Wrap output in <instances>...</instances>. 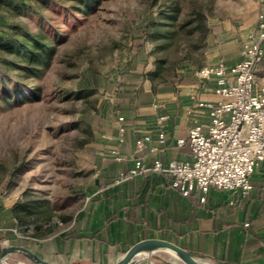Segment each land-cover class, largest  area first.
I'll return each mask as SVG.
<instances>
[{
  "label": "rangeland",
  "instance_id": "1",
  "mask_svg": "<svg viewBox=\"0 0 264 264\" xmlns=\"http://www.w3.org/2000/svg\"><path fill=\"white\" fill-rule=\"evenodd\" d=\"M258 8L257 0H96L87 13L68 16L40 0L0 1V41L26 31L44 45L40 56L49 55L33 62V78L15 67L0 87V228L17 236L0 248L67 226L96 178L91 155L105 153L103 139L122 114L116 104H137L149 87L235 56L257 40L245 28ZM10 76L23 89L13 98ZM8 258L32 264L19 253Z\"/></svg>",
  "mask_w": 264,
  "mask_h": 264
},
{
  "label": "crops",
  "instance_id": "2",
  "mask_svg": "<svg viewBox=\"0 0 264 264\" xmlns=\"http://www.w3.org/2000/svg\"><path fill=\"white\" fill-rule=\"evenodd\" d=\"M257 2V15L245 28L248 32L257 33L258 14H264V0ZM238 60L239 52L225 62L231 66ZM254 74L259 85L264 80V57ZM214 88V78L200 82L194 74H184L162 89L146 88L145 99L124 116L123 141L118 142L117 117L114 133L103 139L105 153L98 155L100 166L87 186L83 208L67 226L45 237H25L22 244L52 264H111L134 242L154 237L175 243L205 264H264V166L254 169L248 193L211 187L204 202L196 194L182 196L165 173L121 177L140 157L164 163L190 160L187 143L176 141L186 139L195 123H208L207 108L196 102H215ZM160 133L165 140L162 150L135 152L137 138L149 135L150 144L158 145ZM114 147L123 160L113 158ZM159 254L137 264H160ZM161 264L180 263L171 259Z\"/></svg>",
  "mask_w": 264,
  "mask_h": 264
},
{
  "label": "built area",
  "instance_id": "3",
  "mask_svg": "<svg viewBox=\"0 0 264 264\" xmlns=\"http://www.w3.org/2000/svg\"><path fill=\"white\" fill-rule=\"evenodd\" d=\"M257 40L244 43L239 50V60L228 66L223 59L202 66L194 71L200 81L215 80V102L197 101L198 107L208 110V123H195L187 132L186 139H177V144L187 143L190 160L159 158L147 161L144 157L135 160L134 166L123 178L146 172H161L170 176L171 186L188 197L196 194L204 202L211 187L246 194L252 188L250 176L254 169L264 166V81L257 85L254 70L264 57V14L256 21ZM125 118L118 115V142L123 141ZM158 145H152L151 137L144 135L135 140V152L162 150L164 135H158ZM113 158L124 156L114 147Z\"/></svg>",
  "mask_w": 264,
  "mask_h": 264
},
{
  "label": "trees",
  "instance_id": "4",
  "mask_svg": "<svg viewBox=\"0 0 264 264\" xmlns=\"http://www.w3.org/2000/svg\"><path fill=\"white\" fill-rule=\"evenodd\" d=\"M1 2H4L6 0H0ZM44 4H49L50 6H55L60 8V12L64 13L66 15H72L74 13H87L90 11L92 6L96 4V0H40ZM68 3V4H65ZM8 5H11L16 10H29L30 4H16L12 2H8ZM36 11V10H35ZM198 18L202 19V14L200 12H197ZM201 27H203L202 31L205 33L206 27L204 25V22L201 21ZM199 26V27H200ZM24 34L21 36H18L15 34H8L6 39H2L0 41V48L3 49L6 53L3 59V62L0 63V87L3 89L6 88V80L5 77H8V71L10 69H13L17 67L19 71L23 75H26L29 78H33V76L36 75V66L33 65V62L36 61L38 58H48L49 55H45V57H41L43 55V49L44 45L39 43L38 41L34 40L32 36L24 31ZM41 54V56H40ZM143 74H140V77H137L136 79L143 78ZM11 77V76H10ZM10 82L16 81L15 78H7ZM16 89L13 87L10 93L11 98L17 97L18 93L23 90L21 87V83L17 80ZM28 90L33 95L38 94V89L36 88H28ZM135 103H119L116 104V108L118 112L122 114H131V112L136 108ZM91 164L93 167V170L95 168H98L100 166V157L94 153L91 155ZM2 240H8L9 242H13L17 240V236L12 231L10 227L0 228V241Z\"/></svg>",
  "mask_w": 264,
  "mask_h": 264
},
{
  "label": "water",
  "instance_id": "5",
  "mask_svg": "<svg viewBox=\"0 0 264 264\" xmlns=\"http://www.w3.org/2000/svg\"><path fill=\"white\" fill-rule=\"evenodd\" d=\"M13 253L24 254L32 264H52L40 258L30 249L22 245H9L0 248V264H21L12 262L9 256ZM164 253L173 261L180 264H205L192 255L188 250L162 238H143L131 244L111 264H137L151 258L154 254ZM29 264V263H27Z\"/></svg>",
  "mask_w": 264,
  "mask_h": 264
},
{
  "label": "bare ground",
  "instance_id": "6",
  "mask_svg": "<svg viewBox=\"0 0 264 264\" xmlns=\"http://www.w3.org/2000/svg\"><path fill=\"white\" fill-rule=\"evenodd\" d=\"M25 258H27V256L26 255H24V254H22ZM27 260H28V258H27ZM29 262V261H28ZM27 262V263H28ZM22 264H27V263H25V262H21Z\"/></svg>",
  "mask_w": 264,
  "mask_h": 264
}]
</instances>
